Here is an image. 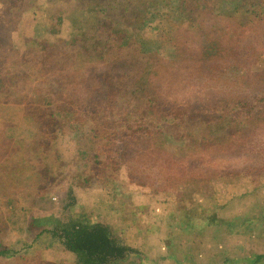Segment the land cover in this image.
I'll return each mask as SVG.
<instances>
[{
	"label": "trees",
	"instance_id": "1",
	"mask_svg": "<svg viewBox=\"0 0 264 264\" xmlns=\"http://www.w3.org/2000/svg\"><path fill=\"white\" fill-rule=\"evenodd\" d=\"M1 2L12 6L13 1L0 0ZM89 2L93 6H82V2L77 5L85 13L93 15L96 27L90 22H84L81 26L77 24L69 41L53 43V40H49L50 35L42 36L39 44L41 50L35 52L39 56L37 65L38 61L33 58V54H25L21 61L15 62V57L20 55L19 50L11 43L16 21H10L8 15L0 16V99L5 93H8L6 102L18 100L24 95V91L32 93L33 104L26 107V118L21 125L32 123L35 131L40 130V134L36 135L21 126L16 136L11 138L8 149L2 150L3 156H0V181L22 187L31 198L29 207L20 209L24 212L21 225L24 226L26 238L12 242L11 246L6 239L9 231L16 230L11 223L15 201L12 198L5 200L7 214L3 217L0 214L1 260L14 259L15 264H27L25 257L28 256L29 261L31 258L26 252L33 250L40 234H47L65 252L74 255L73 264H136V258L142 257V254L131 247L113 226L101 222H83L72 214L75 188L91 181L105 182L109 174L112 176L110 171L113 170L120 173L121 179L130 182L134 173L141 171L140 168H135L132 160L137 151L134 150L129 135L131 127L135 125L133 129L140 128L146 122H153L154 118L162 122L148 129L146 136L149 135L157 141L159 148L164 149L169 143L181 147L188 146V140L195 141L192 124L196 123L205 128L203 137L199 138L201 141L205 140L204 143H207L217 137L216 143L219 144L220 134L211 130V124H218V116L233 110L247 112L251 126L249 133H237L248 135L264 124V110H246L249 103L247 98L264 95V0H243L241 5L233 0ZM3 8L8 13L9 7L4 5ZM127 16H132L133 21L156 19L159 21L157 25H168V31L161 36L162 41L173 45L172 58L168 60L166 71L142 64L137 36L134 32L123 30L120 25V18L127 19ZM90 30L93 31L92 36L87 34ZM188 44L193 47H187ZM55 53H59L57 58H62L58 61L67 58L70 65L84 61L94 66V69L79 82L71 80L67 74L57 80H49L44 75L51 71L56 62L53 58ZM211 61L229 64L219 76L224 81L218 83L213 76L210 80L211 99L195 105L199 113L193 109L187 116L194 120L190 123L180 122L176 128L167 117L170 116L167 115L170 111L163 113L167 106L155 95L156 90L162 89L165 81L180 78L189 63ZM252 62L254 65H262L259 73L254 75L250 74L249 69ZM31 74L34 75L26 79ZM227 84L232 87L228 95L227 88L224 90ZM150 94L154 96L150 97ZM232 94L234 96H230ZM131 105L137 109L128 111ZM227 106L231 110H224ZM141 109L144 110L140 111ZM199 115L204 121L199 120ZM16 122L18 123V119ZM176 129L177 133L174 134ZM244 135L227 139L224 143L228 145L231 140L240 143L239 139ZM61 139H68L74 144L73 156L69 162L75 172L68 170L64 174L71 175H66L70 177L67 186L61 185L64 194H61L59 200V212L35 217V201H39V204H51L47 181L54 180L57 172L54 171L55 165L58 167L67 161L63 160L57 150V143ZM96 141L101 152L93 150ZM245 142H241L238 147ZM123 154L127 155V162L130 161L126 167L119 158ZM258 157L263 167L227 169V177L239 180L258 175L262 179L264 148L259 149ZM198 176H202L201 182L204 185L194 184L191 195H210L211 189L216 186L213 185L211 189L206 186L207 173ZM62 182L63 178L59 179V184ZM37 193L41 194L39 200H36ZM23 197L24 195L21 196L22 199ZM226 203L227 200L224 201ZM212 220L215 221L216 217L212 216ZM37 223L43 226L41 231H38ZM32 230L38 231V234H34ZM19 233L23 234L21 230ZM35 253L36 248L33 253L31 251V256ZM179 264L195 262L188 255ZM221 264H264V253H251L234 260L226 259Z\"/></svg>",
	"mask_w": 264,
	"mask_h": 264
},
{
	"label": "rangeland",
	"instance_id": "2",
	"mask_svg": "<svg viewBox=\"0 0 264 264\" xmlns=\"http://www.w3.org/2000/svg\"><path fill=\"white\" fill-rule=\"evenodd\" d=\"M12 1V6L0 3V16L8 15L10 21L13 19L16 21L11 43L15 45V49L19 50L20 55L15 57V62L21 61L25 54H33V58L38 61L36 65L39 64V56L37 57L35 52L41 50L39 44L42 36L50 35L49 40H53V43L69 41L77 24L81 26L84 22H90L92 26L97 25V22L93 21V15L85 13L79 8V4L77 5L82 2L80 4L82 6H93L89 0ZM233 1L240 2V5L243 3V0ZM4 5L9 7L8 13L3 8ZM133 20L132 16H127V19L120 18V25L124 28L123 30L129 33L134 32L137 36L138 45L142 51H140L142 64L156 69L160 67L166 71L168 60L172 58L173 45L166 44L161 40V36L168 31V25L162 23L159 26L157 25L159 21L156 19ZM87 34L92 36L93 31L90 30ZM187 47L193 46L188 44ZM58 54H54L53 58L56 62L51 71L44 75L49 80H57L67 74L71 80L75 79L79 82L85 76H89V72L94 69V66L84 61L75 65H70L67 58L58 61L62 59L57 58ZM212 61L189 63L180 78L177 77L178 79L171 82L165 81L162 89L156 90L155 95L167 106L163 109V113L165 114L166 110L170 111L167 113L170 116L167 117L176 128L180 122L181 124L188 121L190 123L194 120L191 116L189 118L187 116L193 109L199 113L195 105L211 99L210 80L213 76L218 83L224 81L219 76L224 73L229 64ZM261 68L260 63L254 65L252 62L249 66L250 74L259 73ZM33 75H27L26 79ZM229 87L231 86L227 84L224 88L228 90L226 95L232 91V87L228 89ZM25 88L26 86L24 90ZM23 94L18 100H9V102L5 100L8 93L0 99V130H2L0 156H3L2 150L8 149L12 142L11 138L16 136L21 126L33 131L36 135L40 134V130L35 131L32 123L21 125L26 118L24 117L26 107H31L30 105L33 104L32 93L24 91ZM153 96L150 94V97ZM247 99H249L247 111L264 110V95ZM227 107L224 110H231L229 106ZM136 109L132 108V105L128 107V111ZM142 110L144 109L140 111ZM247 116V112L239 110L218 116L219 125L214 122L210 128L212 131L219 132V144L216 143L217 137L207 143H204L205 140L201 141L199 138L203 137L205 128L196 123L192 124L195 141L188 140L189 145L181 147L169 143L165 149L159 148L156 145L157 141L149 135L146 136L148 129L160 125L162 120L158 121L154 118L153 122H146L140 128L133 129L135 125L132 126L129 135L134 150L137 151V155L132 160L135 168H140L141 171L134 173L130 182L121 179L120 173L113 170L110 171L113 177L109 174L105 182L91 181L89 184L77 186L74 191L75 205L72 207V214L83 222H101L113 226L131 247L142 254V257L136 258V264H179L188 255H191L195 264H221L226 259L234 260L251 253H264V177L261 179L257 177L258 175H254L232 180L225 172L227 169L263 167L258 151L264 148V124L248 135L237 133L250 132L251 126ZM198 118L204 121L201 115ZM36 128L40 127L36 126ZM103 131L106 132L105 129ZM176 133L177 129L174 131V134ZM243 135L239 142L246 141L243 143L244 147L243 144L238 147L240 143L236 140L233 142L231 140L228 145L224 143L227 139ZM73 147L74 144L68 139L58 141L57 150L63 160L67 161L58 167L55 165L56 170H53L57 172L54 180L47 181L51 204H39V201H35V217L50 216L59 212V200L62 197L61 194H64L61 185L67 186L70 177L66 175H71L64 174L68 170L75 172L69 162L73 156ZM93 150L101 152L97 141ZM126 157V154L119 157L124 167L130 163V161L127 162ZM206 173L208 175L205 176L208 182L206 186L209 189L213 185L216 187L211 189L210 195L202 193L192 196L190 191L194 184L204 185L201 182L202 176L198 175ZM61 178L63 182L59 184ZM22 195H24L23 199ZM40 196L41 194L37 193L36 200H39ZM6 198H12L15 201L11 223L16 230L9 231L6 239L11 246L12 242L26 238L21 221L24 216L23 210L29 207L31 198L27 190H23L22 187L0 181L2 217L7 214ZM226 200L228 204H224ZM21 207L23 210H20ZM212 216L216 217L215 221L212 220ZM42 227L37 223L38 231H41ZM19 230L23 234H20ZM38 231L32 230L34 234H38ZM37 239L33 250L26 252L31 258L29 261L28 256L25 257L24 261L27 264L34 261L36 264H73L74 255L65 252L62 246L47 234H40ZM35 248L36 253L31 256V251L33 253ZM14 262V259H0V264H15Z\"/></svg>",
	"mask_w": 264,
	"mask_h": 264
},
{
	"label": "crops",
	"instance_id": "3",
	"mask_svg": "<svg viewBox=\"0 0 264 264\" xmlns=\"http://www.w3.org/2000/svg\"><path fill=\"white\" fill-rule=\"evenodd\" d=\"M228 204V203H227Z\"/></svg>",
	"mask_w": 264,
	"mask_h": 264
}]
</instances>
